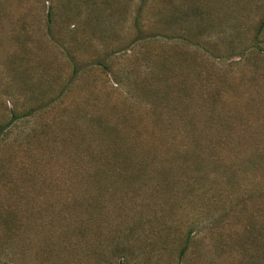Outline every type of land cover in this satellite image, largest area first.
<instances>
[{"label":"rangeland","instance_id":"obj_1","mask_svg":"<svg viewBox=\"0 0 264 264\" xmlns=\"http://www.w3.org/2000/svg\"><path fill=\"white\" fill-rule=\"evenodd\" d=\"M262 18L0 0V264H264Z\"/></svg>","mask_w":264,"mask_h":264},{"label":"trees","instance_id":"obj_2","mask_svg":"<svg viewBox=\"0 0 264 264\" xmlns=\"http://www.w3.org/2000/svg\"><path fill=\"white\" fill-rule=\"evenodd\" d=\"M51 21H52L51 20V11H48L47 14H46V26H47L46 27V33L47 34L51 32V30H50L51 29ZM263 27H264V18L260 19V21L258 22V26H256L255 33L253 35V39L255 41H257V39L260 37V35H261V29H263ZM250 49L251 50H256V51H259V52H263V50L260 48V46H257L256 44H252ZM242 57H243V55H242ZM75 67L76 66H74V70H75ZM148 103H149V101H148ZM30 113H31V108L27 109L24 114H20V115H18L16 112H13L10 121H12L13 119H18L20 117H28L30 115ZM2 129H3V125H0V134L2 132ZM0 139H2V138L0 137ZM184 248H185V246H183L180 249L179 254H182L184 252Z\"/></svg>","mask_w":264,"mask_h":264}]
</instances>
